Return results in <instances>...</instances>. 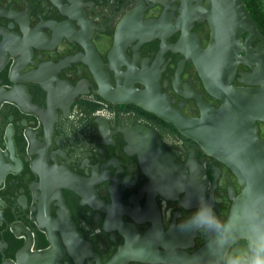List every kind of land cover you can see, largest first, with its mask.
Here are the masks:
<instances>
[{"label": "flooded vegetation", "instance_id": "obj_1", "mask_svg": "<svg viewBox=\"0 0 264 264\" xmlns=\"http://www.w3.org/2000/svg\"><path fill=\"white\" fill-rule=\"evenodd\" d=\"M205 1L0 0V264H221L176 227L240 193L199 134Z\"/></svg>", "mask_w": 264, "mask_h": 264}, {"label": "water", "instance_id": "obj_2", "mask_svg": "<svg viewBox=\"0 0 264 264\" xmlns=\"http://www.w3.org/2000/svg\"><path fill=\"white\" fill-rule=\"evenodd\" d=\"M200 15L211 31L206 49L199 51L200 72L208 92L222 104L205 107L199 134L206 152L224 164L240 186L225 223L243 236L241 216L251 213L258 206L257 195L264 193V140L254 126L255 121L264 122V35L243 0H206ZM239 65L249 71L237 72ZM236 74L248 87L232 84ZM24 256L22 264L49 263L48 253Z\"/></svg>", "mask_w": 264, "mask_h": 264}, {"label": "clouds", "instance_id": "obj_3", "mask_svg": "<svg viewBox=\"0 0 264 264\" xmlns=\"http://www.w3.org/2000/svg\"><path fill=\"white\" fill-rule=\"evenodd\" d=\"M256 204L251 213L241 216L246 224L243 236H238L222 221L213 203L204 198L176 227L183 232L210 235L221 264H264V193L257 195ZM167 215H172L171 209L167 210Z\"/></svg>", "mask_w": 264, "mask_h": 264}, {"label": "trees", "instance_id": "obj_4", "mask_svg": "<svg viewBox=\"0 0 264 264\" xmlns=\"http://www.w3.org/2000/svg\"><path fill=\"white\" fill-rule=\"evenodd\" d=\"M251 17L264 35V0H243Z\"/></svg>", "mask_w": 264, "mask_h": 264}]
</instances>
